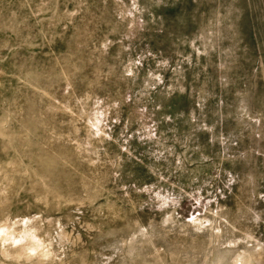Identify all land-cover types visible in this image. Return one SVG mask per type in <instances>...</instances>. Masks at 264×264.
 <instances>
[{
  "label": "rangeland",
  "instance_id": "obj_1",
  "mask_svg": "<svg viewBox=\"0 0 264 264\" xmlns=\"http://www.w3.org/2000/svg\"><path fill=\"white\" fill-rule=\"evenodd\" d=\"M0 264H264V0H0Z\"/></svg>",
  "mask_w": 264,
  "mask_h": 264
}]
</instances>
